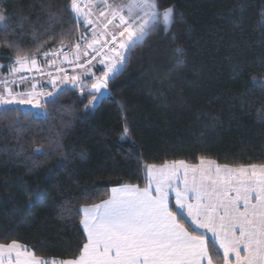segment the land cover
Instances as JSON below:
<instances>
[{"label": "trees", "instance_id": "trees-1", "mask_svg": "<svg viewBox=\"0 0 264 264\" xmlns=\"http://www.w3.org/2000/svg\"><path fill=\"white\" fill-rule=\"evenodd\" d=\"M73 1L0 0L1 71L72 48L86 30ZM153 1L158 18L106 95L65 87L39 112L0 107V245L75 259L86 241L79 208L106 200L111 187L144 186L148 165H264V0ZM206 248L223 263L210 240Z\"/></svg>", "mask_w": 264, "mask_h": 264}, {"label": "crops", "instance_id": "crops-1", "mask_svg": "<svg viewBox=\"0 0 264 264\" xmlns=\"http://www.w3.org/2000/svg\"><path fill=\"white\" fill-rule=\"evenodd\" d=\"M88 2L76 0V17ZM77 18L86 30L64 58L70 67L69 76L53 70L51 54L16 60L12 66L27 61L29 68L18 71L11 66L0 72V95L8 91L5 100L31 96L29 103H36L40 111V103L62 88L106 83L109 78L104 80L102 75L109 56H102L116 49L115 38L121 33L111 34L107 44L95 46L87 14ZM110 44L115 49H110ZM111 56L110 61L116 58ZM26 71L32 74L30 80L23 76ZM29 103L20 106L29 108ZM168 163L185 173L178 186L180 191L169 200L154 197L145 188L123 184L111 187L108 198L100 202L112 200L111 207L100 209L107 215L97 217L93 210L99 204L79 208L86 241L77 258L45 260L24 245L10 243L0 245V264H212L206 240L222 254V264H264V165L229 166L209 159L196 164ZM130 195V203L124 205ZM171 201L196 235L178 222L170 210Z\"/></svg>", "mask_w": 264, "mask_h": 264}, {"label": "rangeland", "instance_id": "rangeland-1", "mask_svg": "<svg viewBox=\"0 0 264 264\" xmlns=\"http://www.w3.org/2000/svg\"><path fill=\"white\" fill-rule=\"evenodd\" d=\"M75 2L76 0L72 2L73 9L76 8ZM80 14H87L88 16L87 23L89 26L90 35L92 37L91 41L95 46H102L104 45V42L105 44H107L108 36H111V34H118L119 32L121 33L117 38H115L114 43L117 45L116 49L113 46L115 50H112V52L106 51L102 56H109V62L104 66L105 72L104 75H102L104 80L110 78L117 70L122 67L128 48L134 43L140 41L145 35L148 26L158 18L153 0H90L86 9L77 12V17L80 16ZM171 16L172 8H166L160 15V19L166 28L171 21ZM124 28L126 30L125 32ZM82 36L85 35L83 34ZM82 36H80L79 39ZM111 55H114L116 58L110 61V59L113 58ZM17 60L20 61V59ZM12 65L13 63L9 68H11ZM15 65L18 66L12 67H15L18 71L29 68L27 61L18 62ZM23 76L30 80L29 78L32 76V74L26 71ZM1 91L2 87L0 88V92ZM6 92L8 93L7 90ZM6 92L4 91L2 92L3 94L0 95L2 97L0 98V107L11 105L12 103H19V106H23L25 105L24 102H30L29 97L31 96H27V98L23 100L16 99L17 102L12 101L13 98L10 100H5V98L3 97L4 95H6ZM17 92L18 94L22 93L19 91ZM31 103H29L28 105L31 106ZM29 108L33 109L36 112H39L36 103H34L33 106ZM173 164L174 163L167 162L161 165L146 166V182L145 185L140 188H145L146 190L152 192L154 197L157 196L158 198L162 199L169 200L170 198L175 196V194L180 191L178 190V186H180L182 177L185 176V173L182 168L177 169L175 168V164ZM128 197L129 199L124 200V205L130 203L131 195ZM111 201L112 200L110 199L106 203H98L100 206L94 208L93 210L97 214V217L101 218V216L108 214L106 212H101L100 209H108L109 207H111ZM119 201L121 202V198L119 199ZM151 211L154 212L153 206H151Z\"/></svg>", "mask_w": 264, "mask_h": 264}, {"label": "built area", "instance_id": "built-area-1", "mask_svg": "<svg viewBox=\"0 0 264 264\" xmlns=\"http://www.w3.org/2000/svg\"><path fill=\"white\" fill-rule=\"evenodd\" d=\"M113 48V45H110V49ZM51 54L55 60V70L62 73L64 76H68L70 68L65 64L64 57L69 54V48L62 44H58L51 50Z\"/></svg>", "mask_w": 264, "mask_h": 264}, {"label": "water", "instance_id": "water-1", "mask_svg": "<svg viewBox=\"0 0 264 264\" xmlns=\"http://www.w3.org/2000/svg\"><path fill=\"white\" fill-rule=\"evenodd\" d=\"M89 92L97 94V96L94 98L95 101H97L101 96H104L107 94V88L105 84H99L95 87H92Z\"/></svg>", "mask_w": 264, "mask_h": 264}]
</instances>
